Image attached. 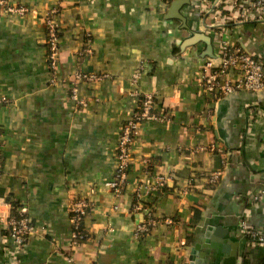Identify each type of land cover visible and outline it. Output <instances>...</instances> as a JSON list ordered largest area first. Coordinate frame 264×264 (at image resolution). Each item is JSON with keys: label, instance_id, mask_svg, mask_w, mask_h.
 I'll return each instance as SVG.
<instances>
[{"label": "crops", "instance_id": "crops-1", "mask_svg": "<svg viewBox=\"0 0 264 264\" xmlns=\"http://www.w3.org/2000/svg\"><path fill=\"white\" fill-rule=\"evenodd\" d=\"M10 1L28 11L0 10L7 99L0 105V264L8 263L1 239L13 206L33 229L15 253L18 264H264V245L240 232L245 220L264 233V199H253L264 186V90L218 97L199 79L206 61L218 62L223 38L264 63V6L244 16L236 0ZM51 8L60 78L100 77L78 83L86 105L61 82L49 84L44 17ZM134 90L151 93L170 120L140 124L127 183L115 196L107 182L121 128L138 105L128 94ZM210 143L225 155L196 151ZM216 169L221 174L209 183ZM157 176L165 181L153 189ZM72 199L90 204L82 221L88 236L77 250L70 249ZM146 211L173 223L135 237Z\"/></svg>", "mask_w": 264, "mask_h": 264}, {"label": "built area", "instance_id": "built-area-1", "mask_svg": "<svg viewBox=\"0 0 264 264\" xmlns=\"http://www.w3.org/2000/svg\"><path fill=\"white\" fill-rule=\"evenodd\" d=\"M239 14L247 12L246 9H263L264 0H236ZM236 7V5L234 6ZM233 7V9H235ZM0 10L3 13L12 15H24L28 9L24 5L14 3L10 0H0ZM232 10V9H231ZM236 10V9H235ZM57 9H48L44 17V26L46 30L45 56L47 67L50 71L49 84L55 85L58 82L66 85L70 90V98L78 105H86L85 99L78 96V83L84 80H98L100 77L92 73L77 71L72 76L60 78L58 75L59 63V28L55 20ZM217 63L212 60L206 61L200 71V83L204 90L218 97L225 96L236 90H244L249 92H257L264 90V63L256 59L253 55L246 52L240 45L233 44L229 40L220 39L217 47ZM130 96L136 97L138 105L132 116L122 126L118 138L116 148V169L114 176L107 182V187L115 196H120L127 183L128 169L130 163V149L132 142L139 135V127L143 121L157 120L169 121L170 117L161 112H157L154 96L151 93H140L136 90L128 93ZM7 99L0 94V105L6 103ZM3 147V133L0 124V161L1 151ZM196 151L217 152L220 156H224V150L216 144L210 143L206 146H198ZM221 171L216 169L209 174V183H216ZM165 179L163 176L156 177V183L152 186L157 189L163 185ZM185 192V190H184ZM140 194H136V200L133 204L134 209L137 208ZM253 199H264V186L259 188L253 195ZM116 207V206H115ZM90 204L83 199H72L68 203L70 213L69 222L71 227L70 249L77 250L87 239L88 233L82 227V221L86 216ZM173 223L171 217H157L151 211H146L142 219L134 227V236L142 237L148 234L156 226L170 225ZM6 233L1 241L5 247L8 256L7 264H18L15 260V253L24 244L27 235L33 230L29 224L28 218L24 211L20 212L18 217L10 216L5 222ZM240 232L243 236L254 243L264 245V233L250 227L245 220L240 221ZM66 261H72L73 256L70 251L64 254Z\"/></svg>", "mask_w": 264, "mask_h": 264}, {"label": "trees", "instance_id": "trees-1", "mask_svg": "<svg viewBox=\"0 0 264 264\" xmlns=\"http://www.w3.org/2000/svg\"><path fill=\"white\" fill-rule=\"evenodd\" d=\"M227 10H224L223 12L226 13V12H228ZM13 208H14V206H13ZM13 208H12V215L11 216L18 217L19 213L16 212Z\"/></svg>", "mask_w": 264, "mask_h": 264}]
</instances>
